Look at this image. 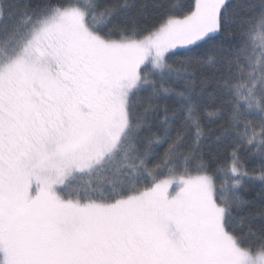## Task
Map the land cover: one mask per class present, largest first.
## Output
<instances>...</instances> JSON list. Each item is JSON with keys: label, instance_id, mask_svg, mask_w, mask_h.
<instances>
[{"label": "snow or ice", "instance_id": "6c2138e0", "mask_svg": "<svg viewBox=\"0 0 264 264\" xmlns=\"http://www.w3.org/2000/svg\"><path fill=\"white\" fill-rule=\"evenodd\" d=\"M0 264H264V0H0Z\"/></svg>", "mask_w": 264, "mask_h": 264}, {"label": "trees", "instance_id": "16d2710c", "mask_svg": "<svg viewBox=\"0 0 264 264\" xmlns=\"http://www.w3.org/2000/svg\"><path fill=\"white\" fill-rule=\"evenodd\" d=\"M183 2H184V3H190V2H191V0H183ZM244 159L250 163V162H251V159H252V157H250V156H249V157H244ZM257 167H258V165H257Z\"/></svg>", "mask_w": 264, "mask_h": 264}]
</instances>
